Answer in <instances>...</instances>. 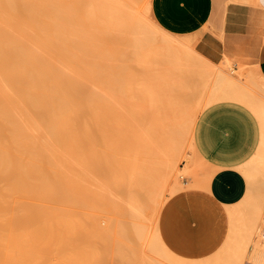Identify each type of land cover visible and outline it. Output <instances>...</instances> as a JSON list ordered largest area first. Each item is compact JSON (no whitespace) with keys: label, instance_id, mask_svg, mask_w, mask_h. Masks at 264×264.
Listing matches in <instances>:
<instances>
[{"label":"bare ground","instance_id":"bare-ground-1","mask_svg":"<svg viewBox=\"0 0 264 264\" xmlns=\"http://www.w3.org/2000/svg\"><path fill=\"white\" fill-rule=\"evenodd\" d=\"M125 1L0 0V264H70L76 257H85L86 259L87 255L92 254L97 257L102 253L98 249L95 250L98 255H95L93 251L97 247L92 251L89 245L85 247L81 241L77 242L78 244H75L76 241L71 242L74 233H77V237L80 236L81 239L84 237L81 236L83 235L82 231H80V235L78 234L86 219L83 218L84 220L79 224L78 221H75L77 218L72 217L75 216V207L77 206L75 203H78L82 197V200H86H83V204L79 201L78 208L83 209V206H80L84 204L96 205V201L90 200L91 194L88 193L92 192V195L94 193L95 196L94 190H100L99 187L91 190L94 185L89 189L90 184H88L87 188L90 191L86 189L88 192L85 195L82 185L86 182L82 181L84 184L81 185L80 175L87 173L86 170L89 168H95L96 162L90 163L89 161L98 160L97 164L101 165L100 154L91 152L92 154L89 156L94 155L95 157H92L93 160L88 157L90 159L87 161L92 165L88 169L81 170L80 164L83 163L77 161V165H75L74 156L78 157L80 145L83 147L80 148L81 151L85 150L88 147L85 146L90 143L89 146L92 150L90 142L92 140L88 139L90 135H93V139L94 137L97 139L99 129L103 131L112 117L116 124L122 115L126 116L125 108H129L128 105L130 107L136 106L133 98L128 96L129 91L133 90L131 86L134 84L129 86L132 77H130L131 79L128 78V81V79H124L122 72L126 73L125 64L129 66V69L127 67L128 70H132V62L137 60L141 63L144 62L147 49L154 41H151V36L146 33L149 28L145 29L146 32H144L139 19L140 16L135 12V7H131V0L127 1L130 4L125 3ZM137 1L139 2V0ZM195 4H197V0H195ZM197 17L201 21L198 15ZM122 22L125 25H122L124 24ZM140 25L142 31L139 29ZM128 35H131L129 39ZM263 41L264 35L258 42L257 51ZM120 45L127 46V51L128 47H132L131 55H116L114 48ZM105 50L112 52L113 55L108 56V53L105 52L107 59H103L102 54ZM165 54L163 53V55ZM122 56L130 57H126V59ZM180 56L185 57L184 54ZM199 57V60L203 59ZM123 61L125 64L122 65ZM122 66H124V70ZM152 72L151 74H153ZM258 74L264 80L260 69ZM220 76V85L211 93L210 102L205 107L206 111L218 105L229 104L216 103L217 100L245 97V92L240 91L235 86L232 76L227 73H221ZM148 77L150 78V76ZM155 82L150 83L157 86V91H155V87H152L156 96L152 94L153 92L149 87L151 84L144 82L146 84L144 88L149 87L148 90L145 89L144 91L142 82L143 91L140 94L145 96L141 95L140 100H138L142 105L141 107L154 106L157 108L160 113L157 112L158 117L161 118L162 114L161 120H166V122L158 121L160 127L163 123L166 128L170 118L168 112L166 113L167 105L163 102L175 92L172 91L174 88H171L168 83L161 84L159 82L158 86L157 83L154 84ZM138 87L140 88V86ZM139 91L141 92V90ZM136 92L138 93V90ZM165 105L166 108L164 109ZM124 106L126 107L124 108ZM138 107L140 108V106ZM239 107L245 109L253 117L257 127V137L251 151L233 165L244 174L246 180L254 181L259 176L264 177V105H253L248 108L255 115L245 106ZM117 116L120 117L116 120ZM132 118L134 121L136 117ZM150 118L152 119V117ZM139 120L135 119L138 123ZM121 121H119L120 125H122ZM111 123L113 121H110ZM132 124L131 126H133ZM113 125H108V128ZM136 128L139 129V127ZM136 128L134 127V129ZM85 129L87 132L92 130L97 134L87 133ZM79 130H83L84 135H90L84 138L81 131L80 136H82L84 143L80 142V145L77 146V142L82 139L80 140L78 132L76 135L73 133ZM71 134L75 136L73 137ZM102 139L99 138L94 142L98 141L101 144ZM99 143L96 144L99 146ZM93 146L95 147V145ZM98 146L96 147L98 148ZM90 149L88 147L87 151L90 152ZM85 151L81 153L84 154L83 158L88 154ZM83 158L82 156L78 157L79 160L82 159L81 162H84ZM206 158L210 161L207 156ZM72 162L76 167H79L72 166ZM234 166L232 167L236 168ZM72 168L77 170L80 168L82 174L76 173L78 174V177L75 175L76 178ZM95 170L94 178L97 179V172H100V169ZM89 173L90 171L85 175H91ZM94 181L93 184L97 182ZM179 186L178 188H182ZM258 197L260 200L257 199ZM262 197L257 195L256 199L253 200L252 197L246 196L236 203L225 204L229 233L224 246L226 247L225 252L229 256L220 257L221 254L219 253V257L214 259L210 257L209 263L222 264V262H226V264H233L240 258V253L248 248L244 245H248L251 259L254 257L253 259L258 261H256L257 263L262 262L264 264V239L262 238L264 199ZM24 198L28 199L27 204H25ZM70 205L75 206L74 210L71 208L73 213L71 210L69 212ZM175 207H177V211L174 210L173 213L178 212L182 223L186 220L188 213L193 212L198 226L202 229L205 226L206 228L210 227V222L213 220L215 223L218 220L217 227L220 228L224 221L221 215L216 213V210H212L211 202L205 198H196V200L191 201L181 198ZM80 210L78 209L77 212ZM80 213L79 216L82 215ZM82 217L84 216L82 215ZM82 217H79L78 220ZM92 221L96 223V219ZM85 229L86 225L83 230ZM96 231L98 230L96 229ZM166 236L169 238L171 235L168 232ZM171 239L169 238L168 243L163 241V237L159 238V242L167 255L166 258L170 262L188 264L192 260L196 262H193L194 264H204L201 262L202 260L196 261L194 257H187V255L195 254L196 250L179 245ZM74 240H78V238ZM84 241L82 240V242ZM115 246L117 247V244ZM113 248L114 245L111 249L113 250ZM258 258L263 259L259 261ZM78 260V262L76 260L74 262L83 263V260ZM95 260L97 261V259ZM127 261L129 262V260ZM192 261L191 264H193ZM251 261L256 263L254 260ZM100 262L99 264L102 263Z\"/></svg>","mask_w":264,"mask_h":264},{"label":"rangeland","instance_id":"rangeland-1","mask_svg":"<svg viewBox=\"0 0 264 264\" xmlns=\"http://www.w3.org/2000/svg\"><path fill=\"white\" fill-rule=\"evenodd\" d=\"M127 1L129 0H126L125 3L130 4V2ZM136 1L133 2L131 0V7H135L134 10H136L135 12L140 16L139 19L144 28V32H146L145 29L149 28L146 33L151 36V41H154V43L151 42L152 44H150L149 49H147V55L144 57L145 59L143 58L145 60L144 62L141 63L138 62V60L132 62L133 60H130L132 62L131 69L133 71L128 70L129 66L126 65L124 61L122 62V65L125 64L126 70V73L124 71L122 72L124 79H131L130 77H132L129 86L133 83L134 85L131 86L133 90L129 91L128 96L133 98L136 106L132 105V107H130L128 105L127 107L129 108H125L126 106H124L126 109L125 113L127 114L124 113L126 116H117L115 118L116 120L118 117L121 119L123 118V120H117L116 124L115 121L112 120L114 118L111 116L112 118L110 117V121H113V123L110 124L109 121V124H106L107 127H104L103 131L99 129L102 132L96 129L98 131L97 139L95 137L93 139V135L88 134L90 135L88 139L93 142L99 140V138H103V141H101V144L96 141V143L100 144L99 146L95 142L93 143L90 141L92 150L89 146L90 143L85 146H88L90 149V152H88V147L85 148L88 152L84 157L86 160L83 158L84 154H81L85 150L80 151L82 147L80 142L84 143L83 138H81L82 136H80V132L82 131V135L85 133L83 130L73 133L76 135L78 132L80 140L82 139L78 141L77 144L74 143L75 141L73 143L77 146L80 145L78 147L80 153L78 151L77 156H82L84 160V162H81L80 160L82 159L79 160L78 157L74 156L75 165H77V161L83 163L84 166L80 164L81 170H83L88 169L89 166L92 165H90L91 162H96V164H94L96 166L93 168L96 169L95 171L100 169V172H97L96 179L94 178L95 172L93 168L86 170L87 173L90 171L89 174H91L86 176L85 174L87 173L82 174L80 168H78L79 170L75 169L79 166L76 167L74 162H72V166L74 165L75 167L72 168L75 171L74 176L76 175L78 177V174L85 176L82 177L80 175L82 179H80L81 185L85 182L87 183L82 185L85 195L88 192H86V189H91L92 185H94V188L92 187L91 190L98 187L100 190H94L96 192L95 196L94 193L92 195V192L88 193L91 194L90 200H95L96 202H94L95 204L97 203L96 205L90 203L89 205H81L80 207L83 206V209L78 208V204H80L79 201L83 204V200H86H82V197H80L81 200H79L78 203L74 202L78 207L72 206L75 204L71 203L72 205H70L69 212L71 208L73 210L74 207L76 208L74 213L75 216H72L74 219L77 218L75 221L81 224L86 218L78 234L80 235V231H82L83 235L81 236L84 237L81 239L80 236L77 237V233H74L71 242L76 241L75 244H78L81 241L83 245L85 244V247L89 245L92 251L97 247L93 252L96 255L97 253H95V250L99 249L98 251L102 252V257H100L101 254L97 257L91 254L90 256L87 255L86 259L85 257H76V259H74V256L72 258L76 261L78 259H80V261L83 260L82 264H87L88 262L89 264H99L100 261L102 262H100L101 264H174L166 258L167 255L159 242V238L163 237V241L165 242L169 243V238H172L175 242L179 243V245L188 246L190 249L196 250L197 252H195V254L187 255V257H194V260H202V263L208 264L211 258L214 259L215 257H219L220 254V257L229 256L226 254V247L224 246L229 233V223L227 220L228 215L225 203H221L215 199L209 190V181L214 175L215 169L209 165L204 155L205 153L200 147L197 136L198 125L205 116V107L210 102L211 93L220 85L221 73H227L232 76L235 81V86L240 91L245 92V97L217 100L216 103L237 104L239 106H245L247 109L253 105H264V80L258 74L259 68L256 62V47L261 36L264 35V0H248L249 3H241L247 11L251 12V17L247 22L244 21L239 26L234 27L232 35H224V33L212 31L203 24L197 17L199 5L195 4V0ZM132 4L135 6H132ZM129 8L130 7H128V9ZM130 10H132V8H130ZM122 25H125V23ZM141 25L140 27L138 26L139 29L142 28ZM121 36L123 37L122 33ZM130 37L131 35H128V39ZM153 44L156 47L152 46ZM132 49V47H128L127 51V46L120 45L114 48V52L116 55H131L130 51ZM187 51L189 52L187 53ZM105 52L108 53V56L113 55L112 52L105 50L102 54L104 57L103 59H107V55L105 56L107 53ZM161 52L164 54L166 53V56ZM157 53L159 54L157 55ZM182 54H184V56L187 54L186 56H190L192 59H190V57L186 58V56H180ZM178 56L180 57L178 58ZM199 56L203 58V61L198 59ZM122 57L126 58L130 56ZM157 58L159 60H156ZM164 58H166L165 61H163ZM121 61L119 62L121 63ZM128 64L130 65V62H128ZM124 66H122L123 70ZM145 67L148 68L146 69ZM151 72L153 74H151ZM147 73L150 78L147 76ZM157 80H160L159 82H161V84L168 83L171 88H174L172 91L175 92L163 102V104L167 105L166 113L168 112V117L170 118H167L168 127L166 128L163 123L160 127L158 121L161 120L162 114L160 116L161 118H159L157 114L159 111L157 108L154 106L149 108L146 106L141 107L142 105L139 103L141 95L145 96L140 94L143 89L145 91V89L148 90L150 87L152 92L154 89L157 91V86L152 84ZM144 82L152 86L150 85L147 87L148 89L144 88L146 85ZM159 82H155L154 84L157 83L158 85ZM138 86H140V88ZM152 87L155 88L153 89ZM137 90L138 93L136 92ZM139 90H141V92ZM152 94L156 96L154 92ZM152 94L151 96H153ZM137 105L140 106V108ZM249 111L255 115L251 110ZM154 114L155 116H153ZM131 116L134 118L136 117V120L140 119L139 123L135 121V119L133 121ZM150 117H152V119ZM119 121H121L122 125H120ZM131 122L137 123V126ZM160 122H166V120H161ZM112 124L114 125L108 128V125ZM131 124L135 128L139 127V129H134ZM87 129L90 130V128ZM87 129H85V131ZM88 132H91V134L95 133L94 131L92 132V130ZM96 134L97 132L95 135ZM75 135L72 136L74 137ZM88 135H84L83 137L85 138ZM92 144L95 145V147ZM96 146H98V148ZM73 151L72 149V152ZM91 152L97 155L100 154L99 157L101 159H99L101 160V165L97 164V158H95L97 161H89L90 163H88L87 160L95 157L94 155L90 157V154H92ZM88 157L90 158L88 159ZM88 176L91 178H86ZM84 178L85 180H83ZM94 180H98L95 183L96 185L93 184ZM82 181L84 183H82ZM88 184H90L89 189L87 188L89 186ZM178 185L182 188H178ZM247 185L248 188L244 197L250 196V198L252 197L253 200H255L257 195H260L263 196L262 199H264L263 176L257 177L254 181L247 180ZM92 196H94L95 199H93L94 197L92 198ZM181 198L185 200L189 199V201L196 200V198H205L207 201H210L212 210H216V213L221 215L224 220L220 225L221 227H217L218 220H216L215 223L212 219L213 221L210 222L211 226L208 225L210 227L206 228L205 226L203 229L200 228L193 212H189L186 220L182 223L178 212L173 213L174 210L177 211L175 205ZM24 199L25 204H27L29 202L28 199ZM257 199H259V197ZM40 202L42 203L44 201ZM78 209H81L79 212H81L84 217H82V215L79 216V212H77ZM79 217L82 218L78 220ZM93 219H96L97 224L92 221ZM83 224L84 227L86 225L85 230H83ZM96 229L101 233L96 231ZM168 232L171 235L169 238L166 236ZM77 238L79 241L74 240ZM82 240L85 241L82 242ZM114 243L117 244V247ZM113 245L114 248L112 250L111 248ZM84 246L81 245V247ZM244 246L248 248L240 253V258L236 260L239 264H263L262 262L257 263L258 261L256 260V262L255 259H253L254 257L251 259L249 246ZM89 259L91 261H88ZM258 259L262 261L263 258ZM74 260L71 261L70 264H81V262L76 263ZM127 260H129L130 263ZM251 260H254L256 263ZM191 261L188 262V264H191ZM236 261H234L233 264H236ZM193 262L195 261H192V263ZM222 264H226V262H222Z\"/></svg>","mask_w":264,"mask_h":264},{"label":"crops","instance_id":"crops-1","mask_svg":"<svg viewBox=\"0 0 264 264\" xmlns=\"http://www.w3.org/2000/svg\"><path fill=\"white\" fill-rule=\"evenodd\" d=\"M241 3L249 1L197 0L198 16L212 31L232 34L234 27L251 17V12ZM256 62L264 77V41L256 53ZM197 136L200 147L210 159L209 165L215 169L209 181L211 194L225 204L240 201L248 185L244 174L233 164L243 159L254 146L257 127L253 117L237 105H218L205 112Z\"/></svg>","mask_w":264,"mask_h":264},{"label":"built area","instance_id":"built-area-1","mask_svg":"<svg viewBox=\"0 0 264 264\" xmlns=\"http://www.w3.org/2000/svg\"><path fill=\"white\" fill-rule=\"evenodd\" d=\"M262 238L264 239V228L262 230Z\"/></svg>","mask_w":264,"mask_h":264}]
</instances>
